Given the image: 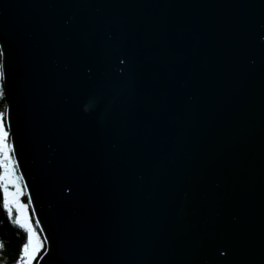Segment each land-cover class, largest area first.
<instances>
[{"label": "water", "instance_id": "obj_1", "mask_svg": "<svg viewBox=\"0 0 264 264\" xmlns=\"http://www.w3.org/2000/svg\"><path fill=\"white\" fill-rule=\"evenodd\" d=\"M0 45L37 264H264V0H0Z\"/></svg>", "mask_w": 264, "mask_h": 264}, {"label": "snow or ice", "instance_id": "obj_2", "mask_svg": "<svg viewBox=\"0 0 264 264\" xmlns=\"http://www.w3.org/2000/svg\"><path fill=\"white\" fill-rule=\"evenodd\" d=\"M7 81V55L4 47L0 45V97H6ZM9 110L5 104L4 110L0 111V192L3 196V208L7 216L11 218L15 210V224L26 231V242L21 246V252L17 264H32L33 258L43 246L38 239L37 232L33 227L29 214L28 205L21 202L23 194L21 184L22 177L17 174L16 160L11 153L13 144L9 140ZM31 202V197H29ZM36 223H39L37 221Z\"/></svg>", "mask_w": 264, "mask_h": 264}, {"label": "trees", "instance_id": "obj_3", "mask_svg": "<svg viewBox=\"0 0 264 264\" xmlns=\"http://www.w3.org/2000/svg\"><path fill=\"white\" fill-rule=\"evenodd\" d=\"M5 104L4 97H0V111L4 110ZM24 199L26 202L29 200L27 195H24ZM30 213L33 220H35L32 210ZM14 221L13 217L9 218L7 216V212L3 208V196L0 192V264H17L21 246L26 242V231L15 224ZM42 253V251L39 252L33 264H37Z\"/></svg>", "mask_w": 264, "mask_h": 264}, {"label": "rangeland", "instance_id": "obj_4", "mask_svg": "<svg viewBox=\"0 0 264 264\" xmlns=\"http://www.w3.org/2000/svg\"><path fill=\"white\" fill-rule=\"evenodd\" d=\"M11 155H12V157H13V159H14V155H13V153H11ZM24 195H27V190H26V188L23 186V194H22V196L20 197V199H21V202H22V203H25V204L28 205L27 212H28V214H29V217H30V219H31V222H32V224H33V227L35 228V230H36V232H37V234H38V233L40 232V226H39L38 223H36L37 220H36V217H35L34 212H33V210H32L31 204H30L29 200L26 202V200L24 199ZM27 196H28V195H27ZM31 210H32V212H33V216L35 217V218H34L35 220H33V217H32V215H31V213H30ZM13 213L15 214V210L13 211ZM40 250H41V248H40ZM38 253H39V252H38ZM38 253H37L36 256L33 258L32 264H33L34 260L38 257Z\"/></svg>", "mask_w": 264, "mask_h": 264}, {"label": "bare ground", "instance_id": "obj_5", "mask_svg": "<svg viewBox=\"0 0 264 264\" xmlns=\"http://www.w3.org/2000/svg\"><path fill=\"white\" fill-rule=\"evenodd\" d=\"M4 99H5L6 104L8 105V103H7V101H6V97H4ZM9 133H10L9 140H10V143H12V133H11L10 128H9ZM12 153H13V155L15 154V153H14V148H13ZM14 159L17 160V159L15 158V155H14ZM16 169H17V174H18L19 176H21V174H20V170H19L18 165H17V161H16ZM21 177H22V176H21ZM21 184H22V186L25 187L23 180L21 181ZM25 188H26V187H25ZM30 204H31V203H30ZM12 217L15 219V214H13ZM34 218H35V217H34ZM38 224H39V223H38ZM46 244H47V241H46L45 238H43V245H44V246L41 247V250H40V251L43 252L41 255H43V254L46 252V249H47ZM40 251H39V252H40ZM38 254H39V253H38ZM38 260H39V259H38ZM37 263H38V262H37Z\"/></svg>", "mask_w": 264, "mask_h": 264}]
</instances>
